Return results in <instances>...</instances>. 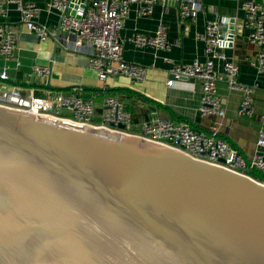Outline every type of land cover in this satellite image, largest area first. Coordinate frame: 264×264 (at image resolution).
Masks as SVG:
<instances>
[{
  "label": "water",
  "instance_id": "1",
  "mask_svg": "<svg viewBox=\"0 0 264 264\" xmlns=\"http://www.w3.org/2000/svg\"><path fill=\"white\" fill-rule=\"evenodd\" d=\"M257 180L0 107V264H264Z\"/></svg>",
  "mask_w": 264,
  "mask_h": 264
},
{
  "label": "built area",
  "instance_id": "2",
  "mask_svg": "<svg viewBox=\"0 0 264 264\" xmlns=\"http://www.w3.org/2000/svg\"><path fill=\"white\" fill-rule=\"evenodd\" d=\"M168 0H88L83 3L79 0H51L48 12H55L60 17V26L49 28L39 24L42 10L33 3L25 0H0V54L5 65L0 73V107L8 110L29 114L39 118L61 119L79 126L108 129L111 132L138 136L148 142L158 144L177 151L194 161L215 166L229 172L249 176L244 170L257 171L264 174V130L260 131L257 141V150L251 159H246L233 149L225 140L218 137V132L207 134L192 128L185 122H172L166 119H157L145 123L139 134H131V115L125 110L122 102L113 96H105L103 107L105 113L101 124H95V104L91 99L82 95V89L73 88V94L60 98V107L69 113L61 116L55 112V103L45 97L35 94V89H26L20 85L10 84V62L15 61V69L19 70L21 62L15 58L18 49V39L7 26L11 6H15L20 13L21 22L27 30L35 34L40 42L54 40L62 50L91 51V67L101 83L109 79L127 77L143 83L147 72L142 65L125 60L123 55L124 42L121 31L133 6L141 17L154 14L158 5ZM179 16L182 20H194L202 9V0H178ZM245 13V25L249 31L248 39L253 45L260 47L255 67L264 73V6L255 0H247L242 4ZM67 10L70 13L67 14ZM228 21H209L205 30L197 38L205 45V62L195 61L191 65H170L172 78L168 80V87H175L182 78L199 80L202 83V97L199 113L204 116L225 118L218 94V77L215 72V61L224 60V72L230 90H244L245 96L239 110L240 115L252 116L254 113L252 90L242 88L236 83L239 67L227 62L220 48L228 40L227 32L223 27ZM62 28L70 37L62 35ZM137 47H154L170 50L168 28L161 23L153 37L135 35L129 39ZM48 66L35 64L29 78H43L50 74ZM124 125L125 129L119 128ZM250 177V176H249Z\"/></svg>",
  "mask_w": 264,
  "mask_h": 264
},
{
  "label": "crops",
  "instance_id": "3",
  "mask_svg": "<svg viewBox=\"0 0 264 264\" xmlns=\"http://www.w3.org/2000/svg\"><path fill=\"white\" fill-rule=\"evenodd\" d=\"M38 6L42 12L37 22L49 28L60 26V17L55 12H48L51 0H25ZM88 3V0H79ZM247 0H202V9L194 20H182L176 0L158 5L153 15L141 17L137 7L131 8L130 15L124 22L121 38L124 42L123 55L126 61L142 65L146 72L145 82L139 83L127 77H116L101 83L91 67V51L72 49L65 51L58 47L54 40L40 42L35 34L30 33L21 22L20 13L11 6L7 26L18 39L15 58L21 62L19 70L15 61L10 62V84L20 85L26 89H35V94L55 103V112L69 116L60 107V98L73 94V88L82 89L83 97L95 104V124H101L105 113L103 103L105 96H113L123 103L131 115V134H139L145 123L157 119L172 122H185L192 128L212 134L225 140L233 149L246 159H251L257 150V141L261 130H264V73L255 67L260 47L249 42V31L245 25V13L242 4ZM264 6V0H255ZM228 21L223 31L228 40L222 44L220 51L227 62L239 67L236 83L242 88L252 90L254 113L252 116L239 114L245 96L244 90H230L225 72L224 60L215 61V72L218 77L217 87L225 118L216 116L204 117L199 113L202 97V83L199 80L182 78L175 87H168L172 78L170 65H191L195 61L205 62L204 42L197 35L205 30L209 21ZM168 28L170 50L154 47L140 48L129 41L135 35L155 36L159 25ZM62 35L70 37L62 28ZM35 64L48 66L51 72L43 78H29ZM5 65L0 54V73ZM47 90V91H46ZM264 152V151H263ZM252 178L257 171H249ZM260 173V172H259ZM262 174V173H261Z\"/></svg>",
  "mask_w": 264,
  "mask_h": 264
},
{
  "label": "trees",
  "instance_id": "4",
  "mask_svg": "<svg viewBox=\"0 0 264 264\" xmlns=\"http://www.w3.org/2000/svg\"><path fill=\"white\" fill-rule=\"evenodd\" d=\"M252 175H253L254 177H258V178L264 180V174H261V173H259V172H254ZM259 182H261V181H259ZM262 183H264V182H262Z\"/></svg>",
  "mask_w": 264,
  "mask_h": 264
},
{
  "label": "bare ground",
  "instance_id": "5",
  "mask_svg": "<svg viewBox=\"0 0 264 264\" xmlns=\"http://www.w3.org/2000/svg\"><path fill=\"white\" fill-rule=\"evenodd\" d=\"M240 175V174H239ZM243 177H248V176H245V175H242ZM256 181V180H255ZM258 181V180H257ZM259 182V181H258ZM259 183H262V182H259ZM262 184H264V183H262Z\"/></svg>",
  "mask_w": 264,
  "mask_h": 264
},
{
  "label": "rangeland",
  "instance_id": "6",
  "mask_svg": "<svg viewBox=\"0 0 264 264\" xmlns=\"http://www.w3.org/2000/svg\"><path fill=\"white\" fill-rule=\"evenodd\" d=\"M46 91H47V90H46ZM244 172L250 174V172H249L248 170H244Z\"/></svg>",
  "mask_w": 264,
  "mask_h": 264
}]
</instances>
